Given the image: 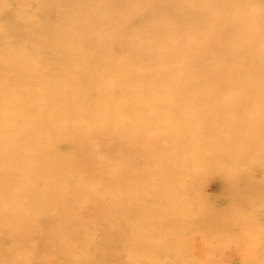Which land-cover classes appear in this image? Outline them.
<instances>
[{"label":"rangeland","instance_id":"obj_1","mask_svg":"<svg viewBox=\"0 0 264 264\" xmlns=\"http://www.w3.org/2000/svg\"><path fill=\"white\" fill-rule=\"evenodd\" d=\"M0 264H264V0H0Z\"/></svg>","mask_w":264,"mask_h":264},{"label":"bare ground","instance_id":"obj_2","mask_svg":"<svg viewBox=\"0 0 264 264\" xmlns=\"http://www.w3.org/2000/svg\"><path fill=\"white\" fill-rule=\"evenodd\" d=\"M231 173L230 174H225V175H222L221 177L225 179L226 182H229L230 180L232 182H234V179L230 177ZM233 179V180H232ZM237 181V180H236ZM227 184V183H226ZM247 184V182L245 183V185Z\"/></svg>","mask_w":264,"mask_h":264}]
</instances>
